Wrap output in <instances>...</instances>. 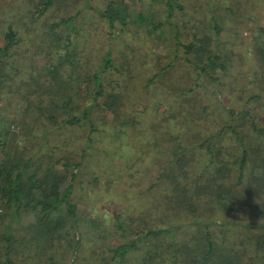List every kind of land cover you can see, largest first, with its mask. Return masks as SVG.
<instances>
[{
	"label": "rangeland",
	"instance_id": "obj_1",
	"mask_svg": "<svg viewBox=\"0 0 264 264\" xmlns=\"http://www.w3.org/2000/svg\"><path fill=\"white\" fill-rule=\"evenodd\" d=\"M109 1L111 0H57L45 16L35 19L33 8L27 0H0L3 17L1 20L6 24L10 23L23 39L19 48L22 55L18 62H24L23 66L26 69L30 60L39 63L44 60L42 55L33 54L37 49L36 43L39 42L34 41L35 37L40 38L42 31L45 30L42 23L73 15V22L78 27V32H72L70 35L72 39L70 51L76 58L75 68L81 72L92 71V68L98 66L102 54L110 48L119 72L107 73L105 89L107 92H120L116 84L117 78L125 76V89L130 96L125 99L128 108L124 111V116L131 113L143 123L137 126L141 130L124 128L127 131L126 137H130V147L125 146L122 152L120 145L117 144L119 153L134 156L136 161L128 164L131 166L130 170L128 168L117 170L118 175L113 171L114 176L109 178V173L107 178L100 173L101 171L82 169L75 180L73 192L78 204L77 223L82 235L75 264H116L107 247L123 242L131 236L130 229L120 221L123 219L128 221L127 218L131 214L138 215L141 206L134 202L133 196L136 197L143 188L149 196L148 204L157 205L155 204L157 200L161 206L158 214L160 216L164 213L165 218H145L144 222L139 218L135 219L132 224L134 229L140 231L141 226L149 224L165 227L167 224L184 223V226L190 227L188 229L180 227L181 238L199 235L200 232L195 231L199 218H195L196 215L190 211L183 214L169 209L166 211L167 204L174 207L175 205L170 204L164 197L162 199V188L158 186L149 188L147 183L142 185L144 183L138 180L143 176L142 172L146 173L148 176L146 181L151 182V185L164 167L167 170L166 174L173 172L172 175L184 169L183 165L175 170L178 164L171 161L174 151L178 153L180 150L177 144L196 147L200 142L198 136L204 131L212 134L218 126L217 122L220 124L222 119L236 124L238 119L231 120L226 107L238 111L244 106L249 107L252 114L250 118H256L257 123L264 126V58L259 55L261 52H258L264 48V36L260 31V27H264V0L249 2L177 0L181 9H176L170 18H167L163 3L152 0H125L134 10L133 15L140 13L152 20L153 24L161 25L152 29L150 25L136 20L123 31H117L116 37L110 36L106 23L99 17L97 11L104 9ZM215 24L219 25V31L215 30ZM1 35L0 43H3ZM189 44L194 47L193 51L187 53L185 46ZM199 46L205 51L197 53L195 48ZM52 48L55 52L51 55L64 53L59 45ZM203 53L218 56L226 65L224 68L219 66L214 70L206 68L211 75L218 77L221 85L214 83L200 69L195 68L194 63L197 62L194 59H200L198 62L201 63L204 61L200 58ZM65 65L69 70L68 63ZM156 72H159V76L154 78L152 83H148V79ZM172 74L175 75L171 76ZM191 79L195 80L192 84L193 91L179 92ZM252 94H257L260 98L247 99ZM1 95L7 105H9L7 101L14 104L7 112L13 116L20 107L16 104L23 103L20 93L11 99V92L3 88ZM101 100L102 97L99 101ZM109 115V112L98 111L99 129L102 128L101 122L106 121ZM179 125L184 128L182 134L178 130ZM10 129L20 131L22 128L20 125H12ZM54 129L45 136L39 133L40 135L29 142L20 141L19 144L23 145L26 151L23 153L28 156L35 153L41 156L45 154L53 160L76 159L80 148L85 145L87 129L80 125L63 123L56 125ZM114 143L111 144V148L116 145ZM97 145L110 146L106 141ZM188 155H193L194 158L191 165L188 166L189 163L185 165V169L189 176L195 178L193 174L208 164L209 156L203 155L198 147ZM215 167L216 164L213 163L209 168L214 170ZM119 175L121 176L118 177ZM93 177H98L99 180L93 181ZM106 180H109V185ZM205 185L203 180L193 181L190 186L186 185L190 191H194L195 187H202L193 195L189 193L191 197L186 198L192 199L200 208L208 206L210 210L203 212L206 215L202 219L213 221L211 229L214 230L217 241L224 240L227 248H235L237 253H243L242 260H248L245 254L251 253L250 239L253 236L250 226L257 223L258 227H261L264 224V216L259 212L260 207L258 209L252 207L250 199H246V196L233 193L230 196L223 195L220 189L227 187H222L220 182L215 181L207 187ZM237 189L240 190L241 187ZM125 190H128V194L123 193ZM166 194L169 196V189ZM116 210L119 213V220L114 218ZM4 218H7L6 215L0 211V228L7 222ZM24 221L17 220L13 223L15 237L20 238L24 234L20 226ZM67 237L61 240L62 243L59 245L55 243L56 247L53 250L39 252V255L28 248L19 247L20 255L15 256V259L29 264H34L33 261L35 264H68L74 242L68 245L71 237ZM136 256L135 253L131 254L129 264H140V259L137 260ZM260 260L259 256L253 264Z\"/></svg>",
	"mask_w": 264,
	"mask_h": 264
},
{
	"label": "trees",
	"instance_id": "obj_2",
	"mask_svg": "<svg viewBox=\"0 0 264 264\" xmlns=\"http://www.w3.org/2000/svg\"><path fill=\"white\" fill-rule=\"evenodd\" d=\"M27 1L33 8V17L39 19L45 16L57 0ZM153 1L165 5L167 18H170L176 9H181L177 0ZM97 11L99 17L106 23L111 37H116L117 31H123L136 20L150 25L152 29L161 25L153 24L152 20L140 13L133 15L134 10L125 0H111L104 9ZM2 18L0 6V35L2 33L1 38L4 41L0 43V211H3L7 217L4 218L7 222L0 228V264H29L15 259V256L20 255L19 247L33 250L39 255V252L53 250L56 247L55 243L59 245L62 243L61 240L68 238L67 236L71 237L68 245L74 242L68 264H75L82 239L77 223L78 204L73 192L75 180L82 169L101 171L100 173L107 178L109 173V178L114 176L113 171L118 175L117 170L123 168L130 170L131 166L129 167L128 164L136 160L131 154L122 153V148L130 147L131 143L130 137H126L127 131L124 128L131 127L136 130L139 129L137 126L143 123L131 113L125 112L124 116V111L128 108L125 99L130 96L125 89V76L117 78L116 84L120 92H107L105 89L107 73L119 72L115 67L110 48L102 54L98 66H94L92 71L81 72L75 68L76 58L70 51L72 44L70 35L72 32L77 33L78 27L73 22V15L42 23L45 30L42 31L40 38L35 37L34 41L39 42L36 43L37 49L33 54L42 55L44 60L40 63L30 60L27 69L23 66L24 62H18L22 55L19 48L23 39L17 30L10 23L3 22ZM214 28L217 31L220 29L218 24H215ZM260 31L264 36V27H260ZM177 39L178 36L175 38L176 42ZM58 45L63 48L64 53L51 55L55 52L52 47ZM193 47L192 44L185 46L186 52L193 51ZM195 49L197 53L205 51L200 46ZM258 52H261L259 55L264 58V48L259 49ZM200 58L204 61L199 63L200 59H194L197 62L194 63L195 68L200 69L214 83L221 85L218 77L211 75L206 68L212 70L219 66L224 68L226 66L224 62L210 53H203ZM66 63L70 66L69 70ZM173 75L175 74L171 76ZM157 76L159 72L153 74L148 79V83H152ZM138 77L142 78V76ZM194 82V79L188 80L179 92L191 93ZM3 88L11 92V99L20 93L23 100V103L16 104L20 107L13 116L7 112L14 104L7 101L9 104L7 105L3 102L1 95ZM256 95H249L247 99L260 98ZM101 97L102 100L99 101ZM226 109L231 120L237 118L238 121L236 124L224 119L220 124L216 121L218 126L212 134L204 131L198 136L200 142L196 147L203 155L207 154L209 160L199 172L193 174L195 178L187 174L185 165L192 164L194 157L188 153L194 152L196 147H184L183 143H179L177 146L180 150L178 153L174 151L171 161L178 164L175 170L183 165L184 169L172 175L173 172L166 174L167 170L164 167L158 172L151 185V182L146 181L148 176L144 172L138 179L144 183L142 185L147 183L149 188L150 186L162 188V199L164 197L170 204L175 205V207L169 206L166 202L168 207L166 211L169 209L181 214L190 211L195 214V218H199L195 230L200 232L199 235L181 238L179 229L181 226L186 227L184 223L167 224L165 227L149 224L145 227L141 226L140 231L134 229L132 224L135 219L139 218L144 222L145 218H165L164 213L160 216L158 214L161 206L157 200L155 201L157 205L148 204L149 196L143 188L136 197L133 196L134 202L141 206L138 215L134 213L127 218L128 221L124 219L120 221L130 229L131 236L123 242L107 247L116 264H129L133 253L137 254L140 264H253L259 256L261 260L257 264H264V224L261 227H258L257 223L250 226L253 231L250 239L252 249L251 253L245 254L248 260H242L243 253H237L235 248H227L223 243L224 240L217 241L214 230L211 229L213 221L202 219L206 215L203 212L210 210L209 207L200 208L189 199L191 197L189 193L193 195L202 187H195L194 191L185 187L190 186L193 181L203 180L206 187L215 181L220 182L222 187H227L220 189L223 195L230 196L233 193V195L246 196V199H250L252 207L256 209L260 207V215L264 216V126H260L256 118H250L252 114L249 107L244 106L240 111L230 107ZM99 110L110 114L106 121L101 122L100 129L97 125L100 121ZM61 123L80 125L87 129L84 137L85 145L80 148L76 159L53 160L45 154L41 156L35 153L28 156L23 153L26 151L23 145L19 144L20 141L29 142L40 134L45 136ZM12 125H20L22 129L13 131L10 129ZM49 127L51 128L48 129ZM178 130L182 134L184 128L180 126ZM102 141H106L110 146L97 145ZM113 142L116 145L111 148ZM117 144L121 147V153L117 149ZM213 163L216 164L214 170L209 168ZM234 171L236 173L233 174ZM98 180V177H93V181ZM106 181L109 185V180ZM238 187L241 189L238 190ZM168 189L169 196L166 194ZM123 193L128 194V190ZM186 196L189 198L187 199ZM118 214L117 210L114 211V218L119 220ZM17 220H25L20 225L24 232L20 238L13 235L15 229L13 223ZM189 227L190 225L186 229Z\"/></svg>",
	"mask_w": 264,
	"mask_h": 264
}]
</instances>
